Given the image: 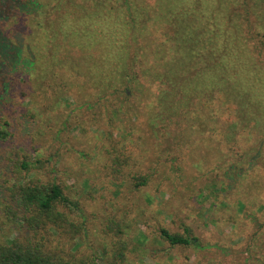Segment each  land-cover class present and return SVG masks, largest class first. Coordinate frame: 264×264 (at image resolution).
I'll return each instance as SVG.
<instances>
[{"label":"trees","instance_id":"1","mask_svg":"<svg viewBox=\"0 0 264 264\" xmlns=\"http://www.w3.org/2000/svg\"><path fill=\"white\" fill-rule=\"evenodd\" d=\"M256 7L263 18L264 6ZM256 12L247 0H0V142L13 134L20 81L46 79L58 93L70 88L125 115L131 106L137 111L131 101L150 98L156 87L146 120L136 123L159 145L199 142L192 150L209 165L203 188L215 197L238 190L236 209L254 223L264 253V33L250 29ZM66 74L73 79L55 82ZM114 161L120 173L125 159ZM33 166L22 160L9 167L0 157L3 175ZM132 178L134 187L149 180ZM11 188L6 218L20 220L25 234L0 242V264H77L33 238L49 229L81 232L69 213L78 202L55 182ZM160 232L171 244L211 246L189 233Z\"/></svg>","mask_w":264,"mask_h":264},{"label":"rangeland","instance_id":"2","mask_svg":"<svg viewBox=\"0 0 264 264\" xmlns=\"http://www.w3.org/2000/svg\"><path fill=\"white\" fill-rule=\"evenodd\" d=\"M247 1L255 12L256 3L264 6V0ZM259 14H250V29L264 33V16ZM250 60L248 52L246 61ZM37 68L42 71L39 65ZM71 79L66 74L55 82ZM14 87L13 134L0 142V157L9 167L22 160L34 166L27 172L0 173V242L25 234L20 220L6 218L11 187L36 180L58 183L78 202L79 208L69 213L75 223L83 224L81 232L49 229L39 231L35 238L32 235L33 241H44L49 253L65 261L264 264V253L253 237L254 223L236 209L238 190L215 197L203 188L209 165L197 149L192 150L199 142L179 149L174 142L159 145L146 126L136 123L146 120L156 87L151 88L149 100L139 97L131 101L137 111L131 106L126 115L70 88L58 93L55 84H46V79L34 85L20 81ZM115 98L109 96L108 102ZM116 157L125 159L120 173L113 170L119 166ZM137 175H148V182L134 187L132 176ZM162 228L189 233L211 246L171 244L161 236Z\"/></svg>","mask_w":264,"mask_h":264}]
</instances>
